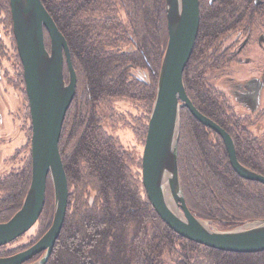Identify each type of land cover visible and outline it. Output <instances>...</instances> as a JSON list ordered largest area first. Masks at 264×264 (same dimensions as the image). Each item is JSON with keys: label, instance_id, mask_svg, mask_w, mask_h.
<instances>
[{"label": "trees", "instance_id": "1", "mask_svg": "<svg viewBox=\"0 0 264 264\" xmlns=\"http://www.w3.org/2000/svg\"><path fill=\"white\" fill-rule=\"evenodd\" d=\"M42 1L72 42L89 105L100 104L102 97H107L105 93L112 95L117 88L120 95L128 92L133 94L130 97H137L123 68L128 62L123 60L125 56L135 60L136 54L118 55L117 45L128 42L129 34H136L152 63L159 66L165 39V0ZM156 81L154 76L151 102L156 96ZM84 120L82 115L71 153L64 140L65 131L60 141L70 198L60 236L46 264H264V251H223L173 230L145 197L146 189L136 180L126 150L107 140L98 117L87 139L82 137ZM232 120L233 126L226 125V129L234 136L239 160L264 174V145L256 139L247 140ZM194 122L193 126L181 128L178 155L184 195L191 211L222 229L263 219L264 183L240 176L221 136L196 118ZM31 177L32 162L18 176L0 180V222L9 220L21 208ZM52 207L53 193L48 186L47 203L38 220L42 222L39 235L27 245L1 246L0 256L35 243L52 223Z\"/></svg>", "mask_w": 264, "mask_h": 264}, {"label": "water", "instance_id": "2", "mask_svg": "<svg viewBox=\"0 0 264 264\" xmlns=\"http://www.w3.org/2000/svg\"><path fill=\"white\" fill-rule=\"evenodd\" d=\"M10 3L33 121V156L31 182L22 206L9 220L0 222V246L25 234L38 222L47 200L49 177L54 185V215L50 227L35 243L14 254L0 256V264H46L68 207V178L59 140L67 109L75 95L77 76L67 39L43 1L10 0ZM166 12L169 40L143 154V183L149 200L161 218L185 238L223 251H264V218L231 229L214 227V230L186 202L178 159L183 105L223 137L230 162L240 176L264 183V175L239 160L230 133L201 113L187 95L183 71L199 30L200 1L166 0ZM45 29L51 37L50 51ZM64 52L71 64L69 85L64 79ZM41 252L43 255L32 261Z\"/></svg>", "mask_w": 264, "mask_h": 264}, {"label": "flooded vegetation", "instance_id": "3", "mask_svg": "<svg viewBox=\"0 0 264 264\" xmlns=\"http://www.w3.org/2000/svg\"><path fill=\"white\" fill-rule=\"evenodd\" d=\"M199 1V30L193 52L184 73L186 92L200 111L225 129L226 125L227 127L233 126L231 124L233 116L238 121L245 123L246 121L250 122L253 120L252 116L257 115L255 123L257 125L259 117H262L264 113V0ZM163 15L165 36L163 41L164 57L169 40L166 0ZM45 32L49 34L46 29ZM9 37L12 38L10 46L5 41V38ZM129 37L131 39L129 42L134 46L136 45L135 53H137V59L134 60L125 56L127 60H123L128 62L123 68L125 69V76L128 79L127 82L129 81L130 85L134 87L137 97H130L133 94L128 95V92L120 95L117 92V88L112 95L105 93L107 97H102L100 104H96L95 106H90L88 103L87 86L84 83L83 75H81V66L80 68L78 67V63H76V59L74 58L70 38H66L70 58L77 76L75 95L67 109L59 140L60 147V141L65 131L64 140L66 145L68 144L69 146V153H71V146L77 140V126L82 115L85 116V123L81 130L82 137L87 139L89 131L94 130L95 118L97 119L98 117L99 128L104 132L107 140L121 145L130 155L131 159H134V155H137L138 149L136 148V144L133 146L124 145V139L128 141L131 139L124 133L119 132L120 128L118 127H122L123 130L124 128L131 129L139 139V144H142V140H145V137L147 139L152 112L151 91L153 79L151 72L153 70V63L145 53V49L142 48L143 45L137 43L139 39L136 38L135 34H129ZM45 41L47 49L50 51L51 37L47 34H45ZM8 49L12 50L13 55ZM119 54L128 55L127 51L118 52ZM141 54L144 55L142 56ZM116 64L118 67L117 62ZM63 66L64 79L69 85L71 84V64L66 52H64ZM146 71H149L151 76H148ZM116 79L118 81V76H116ZM115 82L116 80L110 85L112 87L115 86ZM23 96H26L29 104L24 65L13 27L11 3L10 0H0L1 145L8 144V146H11L15 140V143L19 141L17 138L10 137V133L6 132L10 131L12 133L17 131L18 133L23 125ZM126 102L131 103L128 109L125 108ZM215 105L218 106L217 110L214 109ZM127 115H131L130 119H133L129 125L125 124ZM191 115L196 118L191 110L186 105H183L181 107L182 126H190V119L194 121ZM120 117L122 118L120 119ZM142 119H147V135ZM135 120L138 121L137 125L134 123L136 122ZM128 126L129 128H127ZM16 153H12L11 157L16 158ZM141 156L143 157V155ZM30 159L29 157V161ZM16 166L19 167V164ZM133 166L134 164H132ZM22 169L23 163L20 165V170L18 171L17 169L16 171L22 173ZM141 169H143V163L140 172ZM12 171H7V178L10 177L9 175ZM133 171L136 175V180H139V184L144 186L143 173L139 175L135 169ZM1 179L5 178L0 176Z\"/></svg>", "mask_w": 264, "mask_h": 264}, {"label": "rangeland", "instance_id": "4", "mask_svg": "<svg viewBox=\"0 0 264 264\" xmlns=\"http://www.w3.org/2000/svg\"><path fill=\"white\" fill-rule=\"evenodd\" d=\"M149 2V1H148ZM123 18L126 19V16H123ZM56 22V21H55ZM57 24V23H56ZM58 26V25H57ZM14 27V26H13ZM62 32V31H61ZM63 33V32H62ZM64 35V33H63ZM128 35V33H127ZM136 35V34H135ZM65 36V35H64ZM122 38H125L124 36H121ZM66 38V36H65ZM137 38V37H136ZM131 39L128 40V42H123L121 45H117V48L118 49V52L121 53L122 51H127L128 55L130 54H137L135 53V50H136V45L134 46L132 43H130ZM5 41L7 42L8 46L11 45L12 43V38L9 37V38H5ZM139 41H137V43H139ZM141 44V42L139 43ZM7 46V47H8ZM134 46V47H133ZM9 48V47H8ZM9 51H11V54H12V50L8 49ZM134 52V53H133ZM13 55V54H12ZM9 59V58H8ZM11 60V59H10ZM6 61V60H5ZM162 62H163V57H161L160 59V64L159 66L154 64L152 65V79L154 78V76L156 77L157 81H156V86L158 88V84H159V78H160V74H161V69H162ZM8 63V62H7ZM73 65V64H72ZM157 66V68L155 66ZM73 68L75 69V67L73 66ZM76 71V70H75ZM156 73V75H155ZM146 74L149 76L150 75V72L149 71H146ZM151 76V75H150ZM17 91V90H16ZM188 95V94H187ZM23 114H22V126L20 128V131H17L16 132H10V131H7L6 133H10V137H13V138H17L19 141L14 142L13 145L11 146H8V144H5V145H1L0 144V176L4 177V178H7V171L8 170H13L12 173L9 175L10 177L9 178H12V177H16L19 175V170H20V165L21 163H23V169H27L29 167V163L30 161L32 160V143H29V142H32V136H33V121H31V115H30V109H29V104L27 102V98L26 96H23ZM189 97V96H188ZM190 98V97H189ZM191 100V99H190ZM192 101V100H191ZM127 103V102H126ZM154 103H155V99L152 101V109L151 111L153 110V106H154ZM193 103V102H192ZM194 104V103H193ZM123 105V104H122ZM131 103H127L125 105V108L128 109L130 107ZM195 105V104H194ZM196 106V105H195ZM124 108V107H123ZM197 108V107H196ZM198 109V108H197ZM199 110V109H198ZM200 111V110H199ZM201 113H203L202 111H200ZM152 114V112H151ZM204 114V113H203ZM194 115V114H193ZM206 115V114H205ZM195 116V115H194ZM207 116V115H206ZM196 117V116H195ZM253 117V120H251L250 122L246 121L245 123L243 121H237L236 119L232 120V123L235 124L240 131L243 132V136L247 138V140H257V142L260 144V145H264V113H263V116L262 117H259L258 119V122H257V125L255 124L256 123V117L257 115H254L252 116ZM122 117H120L121 119ZM131 115H127L126 116V122L125 124L129 125V123L133 121V119L131 120ZM180 118H181V112H180ZM151 119V117H150ZM196 120L199 121L200 123L204 124L202 121H200L197 117H196ZM136 121V120H135ZM138 121L134 122L136 125L138 124L137 123ZM130 123V124H131ZM142 123L145 124V130H146V135H147V119H142ZM195 124L194 121H192L190 119V126H193ZM252 124V125H251ZM122 125V123H121ZM126 125H123V126H126ZM205 125V124H204ZM207 126V125H206ZM209 127V126H207ZM120 128V131L122 134L124 133L125 135H127V137L131 140H123V144L126 145V146H133L134 144H136V148L138 149V152L137 155H134V159H132V164H134L133 168L135 169V171L137 172V174H141L142 173V170L141 169V172H140V168H142V163H143V157L141 155H143L144 153V148H145V143H146V137H145V140L143 139L142 140V144H139V139L137 138V136L135 135V133H133V131L131 129H125L124 130L122 129V127H118ZM129 128V126L127 127ZM181 128H182V119H180V138H181ZM211 128V127H210ZM18 129V128H17ZM7 130V128H6ZM214 130V129H213ZM126 131V132H125ZM229 132V131H228ZM18 135H17V134ZM230 133V132H229ZM219 134V133H218ZM17 135V136H16ZM220 135V134H219ZM230 135L232 136L233 140H234V136L230 133ZM141 136V135H139ZM20 138V139H19ZM221 138L223 139V137L221 136ZM180 141V139H179ZM224 141V140H223ZM21 142V143H20ZM235 142V140H234ZM225 143V142H224ZM20 144V145H19ZM236 146V145H235ZM2 148V150H1ZM17 148V149H15ZM14 149H15V153L17 154L16 158H13L11 157L12 153H14ZM237 150V149H236ZM61 153V151H60ZM6 155V157H5ZM62 155V154H61ZM179 155V154H178ZM238 155V154H237ZM29 157L31 158L30 161H29ZM62 157V156H61ZM13 158V159H12ZM15 160V161H13ZM63 160V158H62ZM29 162V163H28ZM19 164V167H17L16 165ZM63 164H64V161H63ZM247 166V165H246ZM249 167V166H248ZM65 168V166H64ZM251 168V167H250ZM18 169V171H16ZM180 169V168H179ZM253 169V168H252ZM66 170V169H65ZM254 170V169H253ZM256 171V170H255ZM18 172V173H16ZM258 172V171H257ZM260 173V172H259ZM262 174V173H261ZM264 175V174H263ZM68 178V176H67ZM182 180V179H181ZM183 184V183H182ZM48 186L52 189V193H53V207L52 209L49 210V213H50V216H52V220H53V215H54V185H53V182H52V179L51 177L48 178ZM68 186H69V182H68ZM48 190V189H47ZM147 196V197H146ZM146 198L149 199L147 193L145 195ZM93 198H94V194L92 193L91 194V197H90V201L92 202L93 201ZM150 201V200H149ZM151 202V201H150ZM46 203H47V200H46ZM152 204V203H151ZM46 205V204H45ZM156 210V209H155ZM157 212V211H156ZM158 213V212H157ZM160 216V215H159ZM161 217V216H160ZM209 222V225H211V228L215 230L216 229H222L221 227L218 226V224L216 222H213L211 220H207ZM165 222V221H164ZM42 225V222L41 221H38L34 228L28 230L25 234L21 235L20 237H18L17 239L5 244L6 245V248H16V247H19V246H23V245H27V244H30V242L35 239L38 235H39V230H40V227ZM215 227V228H214ZM201 244V243H200ZM204 245V244H203ZM4 246V245H2ZM1 247V246H0ZM21 251V250H20ZM8 256V255H6ZM32 261H35V260H32Z\"/></svg>", "mask_w": 264, "mask_h": 264}, {"label": "bare ground", "instance_id": "5", "mask_svg": "<svg viewBox=\"0 0 264 264\" xmlns=\"http://www.w3.org/2000/svg\"><path fill=\"white\" fill-rule=\"evenodd\" d=\"M45 34H47L48 36H50V34H48V33H46V32H45ZM163 59H164V57H163ZM187 64H188V62H187ZM187 64H186V66H185V68H184V71H183V78H184V73H185V71H186V69H187V68H186V67H187ZM184 84H185V81H184ZM185 89H186V87H185ZM156 94H157V89H156ZM155 98H156V96H155ZM215 122H216V121H215ZM64 222H65V221H64ZM34 226H35V225H34ZM34 226H32L31 229L34 228ZM59 236H60V234H59ZM59 236H58V237H59ZM57 239H58V238H57ZM56 241H57V240H56ZM43 253H44V252H41V253L36 254V255L33 257V259H34V260L39 259V258L43 255Z\"/></svg>", "mask_w": 264, "mask_h": 264}]
</instances>
